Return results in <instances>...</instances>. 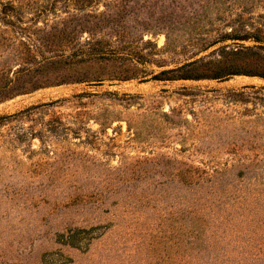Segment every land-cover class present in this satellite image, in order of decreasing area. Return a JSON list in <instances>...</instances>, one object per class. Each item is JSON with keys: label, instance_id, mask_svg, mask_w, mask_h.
Instances as JSON below:
<instances>
[{"label": "rangeland", "instance_id": "374dc122", "mask_svg": "<svg viewBox=\"0 0 264 264\" xmlns=\"http://www.w3.org/2000/svg\"><path fill=\"white\" fill-rule=\"evenodd\" d=\"M105 10L127 30L145 23L155 34L139 46L154 55L137 79L0 103L3 117L81 92L121 98L0 124V264H264V79L151 80L189 59L264 47V0H0V24L11 25L0 68L19 41H35L47 83L66 37H88L74 25ZM249 34L262 41L207 46ZM234 65L264 74L254 56Z\"/></svg>", "mask_w": 264, "mask_h": 264}, {"label": "trees", "instance_id": "16d2710c", "mask_svg": "<svg viewBox=\"0 0 264 264\" xmlns=\"http://www.w3.org/2000/svg\"><path fill=\"white\" fill-rule=\"evenodd\" d=\"M112 2V0H108ZM120 11L109 16L107 11H95L89 16L93 20L91 23H79L74 25L73 31L77 34L88 33V37L83 41L66 37L64 53L56 58H50L47 65L53 70L47 75L45 83V57L38 55L35 41H19L18 45L11 50V59L4 62L0 68V103L8 101L18 96L29 95L41 89L48 87H59L63 85H85L96 87L109 81H128L137 79L138 76L144 75L146 71L138 66L150 62L152 53H144L139 44L150 46L151 41H144L145 35H154L142 23L138 28L127 30V26L117 23ZM126 13L122 14V21ZM8 23L0 24V38L9 39ZM252 39L255 42H261L262 39L256 35H226L222 41L208 44V48L227 40L247 41ZM221 40V39H220ZM5 39L0 40V45H4ZM207 46H203L201 52L205 51ZM256 50V51H255ZM163 52L162 50H156ZM259 51V52H257ZM260 51L262 53H260ZM249 56H254L257 60L264 62V47L257 46L253 48H240L230 53L220 56L219 60L207 62L204 58L196 60H186L184 63L176 65L172 69L163 70L157 74L151 75V80L159 82L174 81H201V80H220L227 76L249 75L235 71L234 63L243 60ZM130 65L126 66V62ZM132 63V64H131ZM19 68L9 77L10 70L14 65ZM161 67V66H160ZM142 79L145 80V78ZM101 97L119 98L116 94L104 92L102 94L95 92H81L70 98H64L48 104L31 106L13 115L0 117V124L20 118L41 107L53 106V104L64 101H82L83 99H95ZM129 98V97H127Z\"/></svg>", "mask_w": 264, "mask_h": 264}]
</instances>
